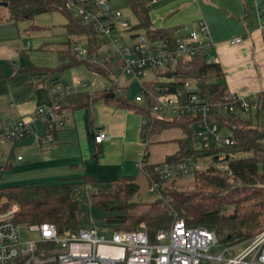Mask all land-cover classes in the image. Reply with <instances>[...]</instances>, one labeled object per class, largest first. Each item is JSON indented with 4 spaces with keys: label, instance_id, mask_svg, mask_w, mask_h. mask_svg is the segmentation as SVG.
Wrapping results in <instances>:
<instances>
[{
    "label": "trees",
    "instance_id": "16d2710c",
    "mask_svg": "<svg viewBox=\"0 0 264 264\" xmlns=\"http://www.w3.org/2000/svg\"><path fill=\"white\" fill-rule=\"evenodd\" d=\"M65 1L0 0L7 2L5 7L12 22L24 18L32 19L39 13L57 10L66 18L64 27L68 34L85 39V56L77 53L74 49L77 41L70 38L64 43L65 49H56L59 64L53 70L63 71L71 66L83 64L89 70L110 78L118 74L122 62L101 51L93 28L69 11ZM124 1L137 18L133 29L144 30L153 40L166 39L171 47L174 46V31L183 27L154 26L150 17L152 4L149 0ZM153 72L155 79L144 81L149 86L158 84L156 77L164 74L176 79L167 83L169 90L180 88L184 79L191 78L196 82L198 92L214 102L229 91L221 81L224 72L219 62H208L206 55L200 51L180 60L175 67H155ZM57 81L52 85L57 84ZM98 99L114 106L132 109L147 119L145 131L141 135L145 145L142 168L158 181L157 198L149 202L133 198L139 189L135 175L101 180L95 175L84 174L63 176L55 182L31 180L0 184V208L17 202L20 206L16 213L17 221L26 225L51 222L61 233L73 232L81 228L78 222V200L73 196V187L82 183L87 186L94 185L90 192V201L94 207L108 214L107 221L116 222L120 227L124 224L137 227L143 222V228L151 241L155 240L156 232L169 227L175 218H183L188 225L213 229L224 242L241 240L264 226V125L260 122L264 111V91L257 94V108L254 112L249 111L248 116H242L240 112L226 113L214 105L209 120L227 128L232 143H213L208 147L195 146L191 123L196 116H152L147 104L135 99L130 100L125 87H119L117 83L91 92L78 90L59 94L56 97L55 109L86 108L89 117H92V106ZM251 112L255 115L256 122H253ZM173 126L181 128L183 136L177 138V149L163 160H181L189 156L194 159L209 156L212 159L205 168L192 171L196 179V187L192 190H177L172 185H165L168 179H160L153 171L155 162L148 161L147 138L152 133ZM238 152L246 154L234 155ZM218 160L225 162L223 168L215 165ZM138 170L143 174L141 169ZM41 247L50 249L52 245L40 244L37 250L40 256Z\"/></svg>",
    "mask_w": 264,
    "mask_h": 264
},
{
    "label": "built area",
    "instance_id": "2783aa9c",
    "mask_svg": "<svg viewBox=\"0 0 264 264\" xmlns=\"http://www.w3.org/2000/svg\"><path fill=\"white\" fill-rule=\"evenodd\" d=\"M65 4L69 11L93 28L97 43L100 48H105L104 54L121 61L122 66L120 72L111 78L98 73L99 77L74 78L69 83L52 85L53 107L37 108V114L43 116L48 128L66 120L63 109H55L59 94L105 89L117 83L122 74L133 75L139 80L146 68L153 72L155 67H175L180 60L199 51L206 55L208 62L217 60L213 51L214 42L204 22H200L197 28H176L175 44L171 47L166 39L153 40L145 31L142 34L141 30L133 29L120 8L111 6L108 0H66ZM259 19L264 27V12L259 14ZM127 36L134 40L124 42L122 38ZM238 41L240 37L231 42ZM74 49L79 55L87 54L86 46L81 43H76ZM156 80L158 84L154 87L140 80V90L135 100L147 104L152 116H196L191 126L194 134L201 139V147L213 143H232L229 136L220 134L219 124L209 120L214 105L226 113L252 111L258 105L257 95L241 96L231 91L222 94L217 101H211L198 92L196 82L189 78L184 79L181 87L175 90H169L167 84L176 81L175 77L161 74ZM146 124L147 119L143 117L141 135ZM30 131L29 121L21 118L5 121L0 116V143L14 141ZM107 136L101 128L93 132L95 142H101ZM48 138L52 139L50 134ZM17 157L20 159L22 155ZM143 162L141 157L137 163L138 169L148 180L149 190L159 193L158 181L143 170ZM199 167L196 159L189 156L181 160L157 161L153 171L160 179H170ZM19 207L17 202H11L0 208V264H202L203 257L207 260L206 264H264V229L249 238L226 242L217 253H208L219 240L216 232L205 226L188 225L183 218H175L168 228L156 232L154 241L150 240L143 225L136 229H116L106 240L94 227L61 233L51 222L23 224L16 220ZM24 230H34L36 236L23 238ZM45 243H50L52 247L49 250L41 247L40 256L37 254L38 246ZM241 244H244L243 248L230 255L231 250Z\"/></svg>",
    "mask_w": 264,
    "mask_h": 264
},
{
    "label": "crops",
    "instance_id": "0c3cea01",
    "mask_svg": "<svg viewBox=\"0 0 264 264\" xmlns=\"http://www.w3.org/2000/svg\"><path fill=\"white\" fill-rule=\"evenodd\" d=\"M149 1L154 26L191 29L197 28L200 22L206 24L214 42L213 51L224 72L221 81L229 91L241 96L264 91V27L259 19V14L264 12L263 0ZM236 37H240V41L231 42ZM41 45L39 48L57 56L51 44ZM5 60L10 59L0 58V116L5 121L25 119L30 122V132L35 133L0 143V184L31 180L55 182L63 176L84 174L95 175L101 180L135 175L138 180L141 173L137 163L145 151L141 114L103 99L93 103L92 117L86 108H62L66 120L51 128L45 125L43 116L37 114L39 107H53L50 87L54 81L69 83L74 78L86 79L84 74L91 78L99 76L98 73L83 64L63 71L53 70L59 58L53 65L40 66L32 61L27 62L28 65L17 64L11 59L8 67ZM68 76L70 80L64 79ZM121 86L128 91L126 85ZM98 128L108 135L101 142L93 139V132ZM49 134L52 139L48 138ZM15 151L16 157L10 158ZM19 154L22 155L20 159ZM148 161L159 160L148 157ZM7 168L11 170L7 172Z\"/></svg>",
    "mask_w": 264,
    "mask_h": 264
},
{
    "label": "rangeland",
    "instance_id": "374dc122",
    "mask_svg": "<svg viewBox=\"0 0 264 264\" xmlns=\"http://www.w3.org/2000/svg\"><path fill=\"white\" fill-rule=\"evenodd\" d=\"M111 6L118 7L122 11L123 15L128 19L130 26H133L137 23V18L132 10L125 4L124 0H108ZM264 2V0H263ZM66 21L65 16L55 10L43 12L35 15L32 19H20L16 22H12L9 19V13L5 5L0 4V58L10 59L9 61H14L17 64L28 65L27 62L32 61L36 65H43L45 63L53 65L57 62L58 58L55 53L48 50H43L39 48L45 46L46 44H51L54 49H65L66 45L64 44L68 38L71 40H76L75 43L83 44L85 39L79 36H72L68 34L64 27ZM140 33H144V30H141ZM124 42H131L134 38L127 36L122 38ZM3 43V44H2ZM22 43V46H21ZM74 43V44H75ZM10 45H14L10 47ZM23 49V51H22ZM104 47L101 48V51L104 52ZM5 60V64L8 65V62ZM6 67V65H5ZM83 69V68H81ZM6 70V69H5ZM60 73V72H58ZM68 75V73H67ZM92 75V74H90ZM83 78H88L86 74L82 75ZM81 77V76H80ZM94 77V75H92ZM91 77V78H92ZM95 77H99L95 75ZM155 77L154 72L150 68L144 69L140 75V79H136L133 75L122 74L116 80L117 85H126L127 86V95L130 100H134V97L138 94L140 90V80L145 81L148 79H153ZM66 80H70V76L64 77ZM90 79V77L88 78ZM188 79V78H187ZM191 79V78H189ZM73 80V79H72ZM71 80V81H72ZM194 81V79H191ZM253 111V110H252ZM255 111V110H254ZM253 111V112H254ZM252 113V112H251ZM242 116H248L249 111H240ZM252 120L256 122V117L252 113ZM261 123L264 125V111L260 119ZM33 132V131H32ZM219 132L224 136H231L230 131L222 125H219ZM35 133V132H33ZM31 132L29 134H33ZM183 136V131L179 127H167L159 132L152 133L147 138V154L150 160L157 161L163 160L168 154L173 153L177 147V138ZM195 146L201 147L202 142L200 137L197 134H194ZM244 152H238L234 155L241 156L245 155ZM17 155V151L11 153L10 158H14ZM222 155V154H221ZM197 163L200 164V167L205 168L212 162V159L209 156H204L196 159ZM215 165L223 168L225 162L223 160H218ZM11 168H7L6 171L9 172ZM175 178V179H174ZM174 179V180H173ZM173 180V181H172ZM195 176L193 175L192 169L178 177H171L168 181L165 182L167 186H174L177 190H192L196 187ZM139 189L133 196L134 199L149 202L153 201L159 195L156 191H150L148 186V180L143 174L138 175ZM94 188L93 186L88 187L85 184L77 183L73 187V196L78 200V222L80 225H85L89 227H94L98 230L99 234L102 235L106 240H109L113 231L116 229H136L145 226L143 222H140L137 227L132 225L124 224L122 227L116 222H109L106 220L107 213L101 209L94 207L90 201V192ZM168 228V227H167ZM264 226L256 229L252 235L245 237L243 239L249 238L256 233L262 231ZM23 238H30L36 236V231L32 230L31 232L23 231ZM218 242L210 247L207 251L208 253H217L224 248L226 242L222 241L220 236H218ZM47 245V244H46ZM244 244H241L231 250L230 255H235ZM49 250V249H45ZM206 258H202V264H206Z\"/></svg>",
    "mask_w": 264,
    "mask_h": 264
},
{
    "label": "water",
    "instance_id": "95a60500",
    "mask_svg": "<svg viewBox=\"0 0 264 264\" xmlns=\"http://www.w3.org/2000/svg\"><path fill=\"white\" fill-rule=\"evenodd\" d=\"M0 4H2V5H6V4H7V2H0Z\"/></svg>",
    "mask_w": 264,
    "mask_h": 264
}]
</instances>
